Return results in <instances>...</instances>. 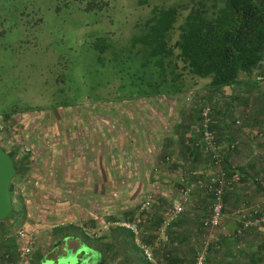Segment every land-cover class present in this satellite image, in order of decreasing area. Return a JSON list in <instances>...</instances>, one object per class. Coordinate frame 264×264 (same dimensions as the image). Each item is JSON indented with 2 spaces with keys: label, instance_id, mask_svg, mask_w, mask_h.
Listing matches in <instances>:
<instances>
[{
  "label": "crops",
  "instance_id": "obj_1",
  "mask_svg": "<svg viewBox=\"0 0 264 264\" xmlns=\"http://www.w3.org/2000/svg\"><path fill=\"white\" fill-rule=\"evenodd\" d=\"M209 84L210 79L194 87L187 99L184 94L145 98L142 130L138 120L135 126L109 120L107 130V120L83 109L76 114L61 108L59 114L36 118L37 125L24 115L28 112L16 114L18 124L23 121L25 136L15 142L21 144L20 155L31 158L26 181L21 178L18 189L24 202L20 228L28 227L37 235L36 252L50 243L52 251L44 260L63 255L64 241L75 239L89 249L83 264H194L203 238L201 226L210 214L211 196L205 183L211 166L192 144L200 138L202 104L213 100L220 144L237 141L238 146L224 154L221 167L235 182L226 189L219 241L211 246L207 264L264 261V223L257 222L264 216V76L242 75L236 84L219 92H213ZM121 120L126 124L129 117ZM113 125L129 134V140L117 145L119 130ZM28 144L32 150L25 153L23 146ZM120 187L126 191L122 200ZM137 193L138 198L145 195V201L153 199L140 225L142 240L153 247L154 261L144 257L129 229L114 226L125 221L123 217L126 221L136 217ZM174 204L182 205L184 211L160 232L164 212ZM249 220L252 226L237 235ZM3 223L0 264H16L17 242L6 234ZM76 229L93 244L84 243ZM62 238L63 244L57 247ZM33 258L30 262L38 264Z\"/></svg>",
  "mask_w": 264,
  "mask_h": 264
},
{
  "label": "rangeland",
  "instance_id": "obj_2",
  "mask_svg": "<svg viewBox=\"0 0 264 264\" xmlns=\"http://www.w3.org/2000/svg\"><path fill=\"white\" fill-rule=\"evenodd\" d=\"M175 1L178 0H149L148 4H140V0H111L104 11L84 12L76 3L65 5L61 0H0V115L21 113L27 108L28 114L24 115L34 123L47 114H59L61 108L76 114L83 109L102 120L129 117L125 126H135L138 120L142 130L145 71L138 62H125L133 56L126 50L138 31L135 25L145 20L153 4ZM25 9L27 15L22 17ZM97 38H108L112 43L107 58L113 59V48L122 53L119 62L103 65L90 45ZM207 81L189 77V92ZM189 96L190 93L185 98ZM113 126L119 130L117 145L129 140V134ZM2 222L7 224L10 239L16 241L21 220ZM49 244L40 249L47 256L52 251Z\"/></svg>",
  "mask_w": 264,
  "mask_h": 264
},
{
  "label": "trees",
  "instance_id": "obj_3",
  "mask_svg": "<svg viewBox=\"0 0 264 264\" xmlns=\"http://www.w3.org/2000/svg\"><path fill=\"white\" fill-rule=\"evenodd\" d=\"M61 1L65 5L76 3L84 12L104 11L111 4V0ZM141 3L148 4L149 0H140ZM26 15L27 9L21 11L22 17ZM135 27L138 31L133 34L126 50L134 57H128L125 62L128 63L130 60L138 62L139 68L145 71L142 81V85H145V93L141 97L150 99L186 95L192 88V85L188 83L189 77L210 79V89L213 92H219L224 87L236 84L242 75L264 76V0H178L169 4H153L149 15ZM90 45L99 55V59L104 61L103 65L107 62L109 66L111 63L120 61L122 53L116 52L114 48L113 59L105 56L113 47L108 38H97ZM209 103L213 106V100ZM26 109L21 114L26 113L28 111ZM16 114L19 112L2 115L6 128L4 133H0V146L12 158L17 169L16 177L11 184L13 211L7 219L17 221L24 215V202L18 189L21 178H24L23 183L26 181L27 164L31 162V158L29 154L20 155L18 148L21 146L20 143L15 142L16 146L11 150L6 148L5 136L16 141L17 138L23 139L22 137L25 136L21 129L23 121L21 125L18 124L15 119ZM109 120L113 124L125 125L121 119L113 116L105 123L107 130H109ZM213 129L216 131L214 124ZM201 137L202 117L200 118V138L192 145L195 147L193 149L195 152H200L208 158L211 166L210 157L196 147ZM132 190L134 191L133 187ZM120 191L122 200L126 196V191L124 189ZM135 195L134 197L138 198V193ZM144 202H146L145 195L137 199L135 214L139 212ZM144 218L145 213L140 215V222ZM121 219L126 221V217ZM127 219L132 218L130 216ZM74 231L84 243L89 246L93 244L92 239L87 235L77 229ZM62 244L63 238L56 243V246ZM36 251L33 254L35 259L32 258L41 264L46 253L41 250ZM261 252H264V247Z\"/></svg>",
  "mask_w": 264,
  "mask_h": 264
},
{
  "label": "built area",
  "instance_id": "obj_4",
  "mask_svg": "<svg viewBox=\"0 0 264 264\" xmlns=\"http://www.w3.org/2000/svg\"><path fill=\"white\" fill-rule=\"evenodd\" d=\"M202 137L197 142L196 147L202 149L211 159V172L206 174L209 178L205 183V188L208 194L211 196V208L208 218H206L201 226L202 240L201 247L199 248L194 264H207L208 256L211 246L217 245L219 237L217 236V230L220 228L224 219L225 211V193L229 186H232L235 182V177L227 175L222 169V163L224 160V154L227 151H234L238 142L234 141L222 146L218 140L216 131L213 129L214 124V109L211 103L204 101L202 104ZM237 125H241V121L238 120ZM6 123L3 118H0V133H4ZM4 135V134H3ZM259 136L262 133L258 134ZM6 146L15 143V139L5 136ZM25 153L30 152L28 146H23ZM226 150V151H225ZM215 170V171H214ZM153 203V199L150 197L146 202L142 204L136 217L131 221H123L115 223L114 226H120L129 229L134 234L135 245L141 250L144 257L149 261H154L153 247L146 244L142 240V229L140 226V215H143L145 211H148ZM184 211V207L180 204H174L167 208L164 212L163 220L159 227L160 232H164L170 227L171 223L175 221ZM257 222L264 223V216L258 219ZM254 222L252 220L247 221L243 228L237 230V235H240L252 226ZM16 242L18 243V256L16 264H29L33 254L39 247V241L37 235L28 228H20L15 234Z\"/></svg>",
  "mask_w": 264,
  "mask_h": 264
},
{
  "label": "water",
  "instance_id": "obj_5",
  "mask_svg": "<svg viewBox=\"0 0 264 264\" xmlns=\"http://www.w3.org/2000/svg\"><path fill=\"white\" fill-rule=\"evenodd\" d=\"M17 169L9 154L0 146V222L8 219L13 211L11 184ZM89 249L75 239L64 241V254L57 259H47L43 264H83L87 261Z\"/></svg>",
  "mask_w": 264,
  "mask_h": 264
}]
</instances>
